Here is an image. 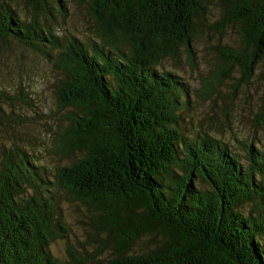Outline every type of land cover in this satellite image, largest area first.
Wrapping results in <instances>:
<instances>
[{
  "label": "trees",
  "instance_id": "1",
  "mask_svg": "<svg viewBox=\"0 0 264 264\" xmlns=\"http://www.w3.org/2000/svg\"><path fill=\"white\" fill-rule=\"evenodd\" d=\"M25 1L28 18L0 0V40L20 43L61 73L54 97L67 123L53 152L81 156L49 181L21 147L1 152L0 264H83L75 253L67 252L66 263L48 250L64 232L51 182L97 210L96 250L110 249L108 264H264L261 144L242 142L241 162L210 135L181 137L175 112L185 87L156 69L180 46L192 61L195 24L210 0H83L96 31L89 48L47 25L51 8L63 15V0ZM215 1L214 28L233 27L239 45L215 47L222 65L205 86L211 91L235 69V90L259 65L264 81V0ZM252 121L264 129V92ZM143 235L157 241L131 253Z\"/></svg>",
  "mask_w": 264,
  "mask_h": 264
},
{
  "label": "rangeland",
  "instance_id": "2",
  "mask_svg": "<svg viewBox=\"0 0 264 264\" xmlns=\"http://www.w3.org/2000/svg\"><path fill=\"white\" fill-rule=\"evenodd\" d=\"M19 17L28 18L29 6L25 0H8ZM48 5H53L48 0ZM63 15L51 8L52 16L47 22L50 30L58 36L73 35L86 48L96 40L94 21L86 12L83 0H63ZM205 19L196 23L190 41L192 61L186 59L183 47L177 57H163L157 70L174 74L185 87V104L178 106L174 128L181 137L191 139L210 135L223 142L242 162L241 143L258 141L264 151V129L253 125V115L259 106V97L264 92V81L255 67L247 84H239L234 90L238 72L233 69L229 79L221 84L208 82L218 66L222 65L216 46L239 45L233 27L219 33L213 26L218 18L217 2L210 0L204 5ZM61 73L39 54L20 43L0 40V154L12 145L30 153L34 165H41L49 181L56 168L67 165L81 156L74 152L63 157L53 152L59 130L66 125L65 110L58 108L54 89ZM193 184L204 187L196 179ZM57 201L59 218L64 226L61 236L48 243L51 255L67 263V252L75 253L83 264H108L110 249L96 250L97 232L92 219L97 210L83 201L71 198L61 189L51 185ZM248 206L241 208L245 213ZM96 235V236H95ZM101 235L102 234H98ZM157 236L143 235L132 245L131 253L150 249Z\"/></svg>",
  "mask_w": 264,
  "mask_h": 264
}]
</instances>
